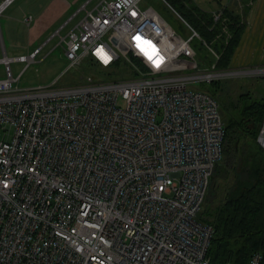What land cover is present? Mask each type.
I'll return each mask as SVG.
<instances>
[{
  "label": "built area",
  "instance_id": "1",
  "mask_svg": "<svg viewBox=\"0 0 264 264\" xmlns=\"http://www.w3.org/2000/svg\"><path fill=\"white\" fill-rule=\"evenodd\" d=\"M142 1L83 5L62 37L60 77L90 57L108 68L120 50L144 62L133 75L19 87L10 62L27 66L41 47L0 57V264H212L214 228L195 216L226 129L201 85L264 66L200 68L188 48L198 33L180 37ZM12 2L0 0V16ZM256 141L264 147V113Z\"/></svg>",
  "mask_w": 264,
  "mask_h": 264
},
{
  "label": "trees",
  "instance_id": "2",
  "mask_svg": "<svg viewBox=\"0 0 264 264\" xmlns=\"http://www.w3.org/2000/svg\"><path fill=\"white\" fill-rule=\"evenodd\" d=\"M165 1L187 28L190 26L198 33L205 46L215 50V68H230L231 57L246 27L245 14L253 0H238L237 5L228 1L221 6L217 19L211 10L194 0ZM135 61L144 68L140 59ZM85 65L99 66L92 57L86 59ZM121 65L128 66L123 58L108 65V70L99 66L98 71L111 76L113 68ZM210 82L201 87L219 102L226 135L201 212V218L214 228L207 257L212 264H248L254 253H260L259 264H264V149L256 141L264 113V93L258 94L253 88L229 100L223 81Z\"/></svg>",
  "mask_w": 264,
  "mask_h": 264
},
{
  "label": "rangeland",
  "instance_id": "3",
  "mask_svg": "<svg viewBox=\"0 0 264 264\" xmlns=\"http://www.w3.org/2000/svg\"><path fill=\"white\" fill-rule=\"evenodd\" d=\"M97 1L98 0H91L90 3H87L88 7L90 8ZM198 3L201 6H204V8H209L211 6L206 0H199ZM141 5L142 7L153 8L180 37L189 38L191 36V31L170 8L165 0H143ZM74 10L76 11L77 8ZM85 13L86 11L81 9L78 15L70 20L68 25H65L64 28L61 29L60 26H54L51 27V29L45 30L44 32H39L38 34L35 32L30 34L26 32L18 33L15 28L16 22L6 15L5 12L2 13L0 16V30L7 56L13 57L19 54H28L31 50H33L34 47H41L40 52L34 61H31L27 66L25 62L16 60H12L10 62V68L14 77H16L21 72L19 81L17 83L19 87L46 85L60 77L61 73L68 66V61L65 58V42L62 40V37H66V32L72 26L73 22L79 20L80 17H82ZM70 15H72V13ZM151 18L156 20L155 16H151ZM66 19L69 20L68 17H66ZM245 20L247 26L249 24L247 20V12L245 14ZM162 26L165 28V25L162 24ZM59 28V34H55L53 37H51V35L54 34ZM22 29L25 30L26 27L23 25ZM165 29H168L167 26ZM49 37L51 38L49 39ZM27 40H30V43H28ZM189 43L190 45L188 48L191 49V53L196 58L199 67L203 69H211L213 62L215 63V61L218 59V55L216 54L215 50L208 45L205 46L203 41H201L197 36L191 38ZM120 53H122V56L119 59L123 58L128 66H115L113 68L114 74L117 76H130L137 73L138 69H141L139 64H137L135 61V59L140 58L137 57L134 52L126 51V54L123 50H120ZM2 56L3 45L0 39V57ZM140 61L142 60L140 59ZM85 64L86 60H83L79 65L70 68L64 76L59 78L58 84L81 81L88 72H92L97 75L98 73L100 74L98 71L100 70L99 66L93 67L92 65L88 66ZM142 64L145 65L143 61ZM86 66L88 70L85 69ZM230 68L247 69L248 67ZM101 69H103V71L108 70V68L104 67H101ZM134 70H136V72ZM102 74L109 76V74H105L104 72ZM5 76L6 73L4 71V66L2 63H0V78ZM262 76L264 75L253 71V73L229 75L219 79L221 82L223 81L222 84H224L228 91L227 97H229V100H232L231 98H236L241 91L248 90L249 92L253 90V88L258 94L264 93V79H262ZM207 83L209 84V82ZM213 173H215V170ZM220 180L222 183H224V179L222 177Z\"/></svg>",
  "mask_w": 264,
  "mask_h": 264
},
{
  "label": "crops",
  "instance_id": "4",
  "mask_svg": "<svg viewBox=\"0 0 264 264\" xmlns=\"http://www.w3.org/2000/svg\"><path fill=\"white\" fill-rule=\"evenodd\" d=\"M194 1L199 2V0ZM206 1L211 5L209 8H204V6L198 4L204 9L211 10L215 15L219 13L221 6L226 5L228 1L234 5L239 4L238 0ZM90 2L91 0H13L4 12L16 22L15 28L18 33L26 32L30 34L35 32L38 34L54 26L64 28L83 9V5L87 9H92L97 3L89 8L87 3ZM75 8H77L76 11ZM71 13L72 15H70ZM84 15L73 22L66 35L76 28ZM247 20L249 24L245 27L233 52L230 67L264 66V0L252 1L247 11ZM23 25L26 27L25 30L22 29ZM60 28L57 29L59 32ZM27 41L30 43V40ZM35 48L37 46L33 49Z\"/></svg>",
  "mask_w": 264,
  "mask_h": 264
},
{
  "label": "bare ground",
  "instance_id": "5",
  "mask_svg": "<svg viewBox=\"0 0 264 264\" xmlns=\"http://www.w3.org/2000/svg\"><path fill=\"white\" fill-rule=\"evenodd\" d=\"M4 12V11H3ZM0 39H1V42H2V45H3V54L4 53H6V51H5V47H4V43H3V38H2V34L0 33ZM247 71V69H243L242 70V72H246ZM240 71H238V70H236V71H234V73H239ZM17 81H19V79L17 80ZM260 146L264 149V147L260 144ZM218 162V161H217ZM216 162V163H217ZM215 163V164H216ZM202 209H203V205L201 206V208L199 209V211L197 212V214H196V216H195V219L197 220V221H204L202 218H201V211H202ZM153 240H157V237H155ZM223 264H233L231 261H227V262H225V263H223Z\"/></svg>",
  "mask_w": 264,
  "mask_h": 264
},
{
  "label": "water",
  "instance_id": "6",
  "mask_svg": "<svg viewBox=\"0 0 264 264\" xmlns=\"http://www.w3.org/2000/svg\"><path fill=\"white\" fill-rule=\"evenodd\" d=\"M113 41H115V40L113 39Z\"/></svg>",
  "mask_w": 264,
  "mask_h": 264
}]
</instances>
